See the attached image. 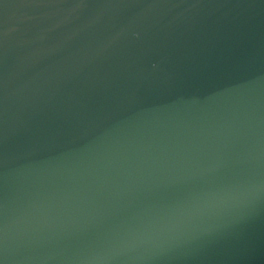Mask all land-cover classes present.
<instances>
[{
	"label": "water",
	"instance_id": "obj_1",
	"mask_svg": "<svg viewBox=\"0 0 264 264\" xmlns=\"http://www.w3.org/2000/svg\"><path fill=\"white\" fill-rule=\"evenodd\" d=\"M0 264H264V0H0Z\"/></svg>",
	"mask_w": 264,
	"mask_h": 264
}]
</instances>
